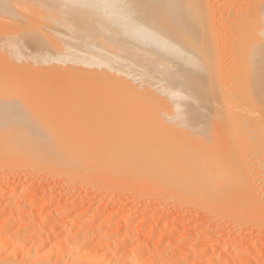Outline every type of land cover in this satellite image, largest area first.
Instances as JSON below:
<instances>
[{
  "label": "bare ground",
  "instance_id": "1",
  "mask_svg": "<svg viewBox=\"0 0 264 264\" xmlns=\"http://www.w3.org/2000/svg\"><path fill=\"white\" fill-rule=\"evenodd\" d=\"M263 93L264 0H0V96L69 98L84 114L45 135L0 111V264H264V188L253 195L240 147L264 137ZM103 113L229 146L164 152L87 131ZM16 169L27 186L4 177ZM92 184L132 197L70 218ZM198 211L223 214L219 230Z\"/></svg>",
  "mask_w": 264,
  "mask_h": 264
},
{
  "label": "rangeland",
  "instance_id": "2",
  "mask_svg": "<svg viewBox=\"0 0 264 264\" xmlns=\"http://www.w3.org/2000/svg\"><path fill=\"white\" fill-rule=\"evenodd\" d=\"M228 49L229 50L231 49L230 43H229ZM256 93H257V94H255L256 97L259 98L260 94H258V92H256ZM263 94L261 95L262 96L261 99L264 98ZM72 101H73V99L63 98V97H55V96H40V95L8 96V97L0 96V111H2L3 113L11 114L13 116L11 118L14 121L22 122V123H20V125H27V126L30 125V126H34V127H39V129H42L44 131L45 135H52L54 133V131L64 130L65 127H67L69 125H74L76 127V117L84 116V114H76V108H73L71 106ZM90 116H95L96 118L93 119V121L91 123L87 122L85 124L87 131H94V133H99L100 135L105 134L106 136L109 134H114L117 137L125 139V140L130 141V142L134 141L137 143L158 144V145H160V148H162L164 152H166L165 149L169 146H173L177 149L187 147V149H191V150L198 151V152L202 151V149H206V146H208V147L215 146V147L220 148V147H222L223 143L225 145L229 146L225 142H222V140H219V136L217 137L218 139H212V140L208 139L206 136V140H205L202 138L194 137V135H192V134L195 133V131H190V133H191V135H190L187 131L161 130L160 128H153L152 130H147V129H141L140 127H138L140 124L139 122L132 123L133 125H129V123L125 124L124 122H121L122 119H124L128 116L131 117V116H133V114L103 113V114H95V115L90 114ZM72 122H74V123H72ZM208 132L209 131H207L206 133L209 134ZM220 132L223 133L224 130H214L213 131V133H220ZM176 133H178V135ZM196 133L198 135V132H196ZM226 134L229 135V133L227 131H226ZM166 135L173 136L174 139L169 140L168 136H166ZM242 136L243 135H241V139L243 141L242 143H244L246 141V138H247L246 142L249 143L248 144L245 142L244 145L240 146V147H242V150H243L244 154L246 155L245 159L247 161H248V157H249L248 163H249V167L251 166L250 167L251 169H249V168H247V169L250 170V174L253 175L254 177L251 176L250 174H249V176L252 179L253 183H255L257 181L256 183L258 184L256 186V183H255V187H253V189H254L253 195H254L260 191L259 188L262 187V185H263L262 189L264 188V181H262V178L264 175V169H263L264 168V166H263L264 162H261L260 166H259V162H258V161H260L259 159H261L260 155L263 154L262 152H264L263 151L264 148H262V146L264 147V137L256 135L255 139H251V141H253V143L256 142V144L253 145L252 142L248 141V138L250 139V135H248V136L244 135V138H242ZM220 138L223 139L222 136H220ZM230 138H231V136H230ZM224 140H225V138H224ZM203 142H205V144ZM258 142H260V143H258ZM257 143H258V146H257L258 148H256ZM259 144H261V147L259 146ZM248 145H250L249 147L251 149L248 148ZM243 147H246V148H243ZM253 148H255L256 150ZM261 148L263 150H261ZM184 150H186V149H184ZM250 150L251 151L253 150L252 152L255 151L256 152V153L254 152L255 154L260 152L259 154H257L258 157L256 155H255L256 157L255 156L253 157V155H251L253 153H251ZM258 150H259V152H258ZM247 152H248V154H246ZM256 158L258 159V161L256 160ZM251 159H252V161H251ZM253 160H254V162H253ZM255 161H257L258 163ZM244 163H246V162L244 161ZM253 165L255 166V168H253L254 167ZM245 166H246V164H245ZM261 166H263V168ZM260 168L262 169L263 172L262 171L259 172L261 170ZM253 169L255 172L253 171ZM258 169H260V170H258ZM257 172H259V174H257ZM260 173L262 174V178L259 177V181H258L257 176H261ZM254 174H256L257 176ZM5 175H4V177H6V179L8 181L18 183V184L20 183V185H22V186H27V183L30 182V180H28V179L31 176L29 174V172L27 173V171L23 170V169H16V170H13L11 172L9 171L8 173H5ZM47 178H46V180H48V181H52L54 179V178H51V176L47 177ZM42 179L43 178H41L40 180H42ZM253 179L255 180V182ZM260 181H262V182L260 183ZM253 183H252V185L254 186ZM101 184L106 185L105 183H101ZM101 184L97 185L99 187H97L95 184H92V185H90L89 188L87 187L85 189L83 188V189H75L74 190L75 193L93 192L96 194V197L93 199V201L92 200H86L85 201L86 204L81 203V205L83 207L80 210H78L77 212H76V210H68L69 211L68 216L70 218H73L75 215L79 214L83 209H86L88 204L92 203V202L94 203V206H97V207L104 205V203H106V202L108 203V201L112 202L113 206L111 207L112 209L111 208L110 209H111V211H116V209H117L116 207H118L119 203H121L124 200V196L126 197L129 195V198L131 196L130 194H128L131 192L126 191L125 188L123 187L124 188L123 189L120 185L113 184L114 185V187H113L112 184H110L112 188L108 187V188H110V189H108L107 187L106 188L100 187ZM34 185L36 186L37 182H35L33 184V186ZM93 186H95V188ZM106 186H109V183ZM50 187L52 188L51 190L54 189L53 191H55V193L58 195L67 191L65 188L55 189V187L53 188V186H50ZM107 193H109V194H107ZM263 193H264V190H263V192L262 191L259 192V196H257L258 195V193H257L256 195H254L253 198L255 200L256 199L262 200V199H264ZM132 195L134 198L135 195L133 193H132ZM260 195L262 198L260 197ZM133 198L129 199V201L134 202V203H136V201L138 202L137 198L136 199L135 198L133 199ZM126 199H128V198L126 197L125 200ZM262 201L264 203V200H262ZM62 203H64V202H62ZM67 203H68L67 207L71 206L72 204L76 205V202H72V201H68ZM165 204H167V202L162 201V205H165ZM175 205H176L175 208H172L173 210H170V209L168 210L169 206H166L167 208H164L163 210H159V212H156V216H159V214L161 215V213H165V215H168V216L164 221L165 222L171 221V218L173 217L172 212L176 209V207H178L177 204H175ZM171 206L174 207V205H172V204H171ZM203 211H205V210H203ZM198 213H200L198 215L199 216L201 215V216L199 217L197 215V217H196V215H195L196 219L203 220V221L206 220V221H204V224H203L204 227L206 226V228H207L208 225L212 228L216 227L215 230L212 229L213 232H215L216 230H219V228L216 224L217 222L220 223L218 221V220H220V219H218L219 218L218 215H220L219 213H216L218 215L214 214V218L212 219L214 221L209 220L211 222H209L208 219H206V218L203 219L205 212H203L204 215L200 211H198ZM256 215L258 216V214H256ZM216 216H217V218H215ZM220 216H223V214ZM224 216H226V215H224ZM230 218H232V216H230ZM222 219H223L222 222H224V219H225V221H228L227 223H230L229 221H232V223H234L233 220H235V218L232 220L231 219L226 220L229 218H223V217H222ZM149 221H151V220H149ZM149 221L147 222L148 224L145 225V226H147V228L150 225ZM97 223L98 222H96V224ZM261 224H263V223H261ZM233 225L230 224L229 227L232 228ZM147 228L145 229V227H144L145 230H147ZM144 233H145V231H144ZM211 235H215V233L211 234ZM155 239H154V241H155ZM160 248H162V246H160Z\"/></svg>",
  "mask_w": 264,
  "mask_h": 264
}]
</instances>
